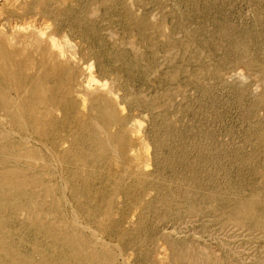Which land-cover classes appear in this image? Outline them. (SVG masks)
I'll list each match as a JSON object with an SVG mask.
<instances>
[{
	"label": "rangeland",
	"instance_id": "rangeland-1",
	"mask_svg": "<svg viewBox=\"0 0 264 264\" xmlns=\"http://www.w3.org/2000/svg\"><path fill=\"white\" fill-rule=\"evenodd\" d=\"M0 27V264H264V0H0Z\"/></svg>",
	"mask_w": 264,
	"mask_h": 264
},
{
	"label": "bare ground",
	"instance_id": "bare-ground-1",
	"mask_svg": "<svg viewBox=\"0 0 264 264\" xmlns=\"http://www.w3.org/2000/svg\"><path fill=\"white\" fill-rule=\"evenodd\" d=\"M41 2H42V1H41ZM22 11H23V10H22ZM16 19H17V18H16ZM33 21H34V20H33ZM25 22H26V21H25ZM36 23H37V22H36ZM36 23H35V24H36ZM6 26H7V25H6ZM29 26H30V25H29ZM1 27H2V26H1ZM1 27H0V28H1ZM30 28H31V26H30ZM35 29H36V28H35ZM1 30H2V29H1ZM43 30H45V29H43ZM43 30H42V29L39 30L40 35H38L37 29H36L37 35H36V34H35V35H36V36H42V38L44 39L45 37H43V36H44L43 33H45V32H44ZM10 31H11V30H10ZM23 31H24V30H23ZM26 31H27V30H26ZM5 32H6V31H5ZM12 32H13V31H12ZM14 32H15V31H14ZM28 32H29V31H28ZM31 32H32V30H31ZM34 32H35V31H34ZM29 33H30V32H29ZM29 33H26V34L28 35ZM32 33H33V32H32ZM32 33H31V34H32ZM26 34H23V35H26ZM45 34H46V33H45ZM1 35H2V34H1ZM1 35H0V37H1ZM33 35H34V34H32V35H30V36H33ZM2 36H3V35H2ZM6 36H7V37L10 36V34H9V35L7 34ZM6 36H5V37H6ZM11 36H13V35H11ZM11 36H10V39H9V40L12 41L13 39H11V38H12ZM14 36H15V35H14ZM14 36H13V38H14V39H17V38H15ZM24 37H25V36H24ZM24 37H23V38H24ZM26 37H27V36H26ZM18 38H20V37L18 36ZM31 38H32V37H31ZM37 38H38V37H37ZM46 38L49 39L50 43H52V45H49V43H48V45H49L48 47H49V48L52 47L53 45H54V46H53L54 48H55V47L58 48V47L61 46V44L63 43V42L61 43V42H60L61 40H60L59 43H61V44H58V40L55 39V37H53V36H50V37H47V36H46ZM46 38H45V39H46ZM2 39H3V38H2ZM6 39H7V38H6ZM28 39H29V37H28ZM32 39H33V38H32ZM34 39H36V38H34ZM4 40H5V39H4ZM4 40H2V42H3ZM7 40H8V39H7ZM17 40H19V39H17ZM23 40H24V39H23ZM29 40H30V39H29ZM56 40H57V41H56ZM66 40H67V39H66ZM0 41H1V40H0ZM26 41H27V40H25V42H26ZM31 41H32L35 45H39V47H41V45H42V44L40 45L41 39L36 40V41H35V40H31ZM46 41H47V40H46ZM2 42H0V43H2ZM5 42H6V41H5ZM13 42H14V41H13ZM15 42H16V40H15ZM15 42H14L13 44H15ZM17 42H18V41H17ZM22 42H23V41H22ZM47 42H48V41H47ZM64 42H65L66 45H67V42H66V41H64ZM3 43H4V42H3ZM9 43H10V42H9ZM20 43H21V41H20ZM28 43H29V42H26V44H28ZM65 43L62 44V45H65ZM11 44H12V43H11ZM11 44H10V46L12 47ZM18 44H19V43H18ZM7 45H8V44H6V46H7ZM19 45H21V44H19ZM16 46H17V45H16ZM22 46H23V45H22ZM26 46H27V45H26ZM29 46H31V43L28 45V47H29ZM32 46H33V44H32ZM44 46H45V45H44ZM46 46H47V45H46ZM46 46H45V47H46ZM67 46H68V45H67ZM11 47H10V48H11ZM33 47H34V46H33ZM35 47H36V46H35ZM37 47H38V46H37ZM37 47H36V49L38 50L39 47H38V48H37ZM53 47H52V48H53ZM5 48H6V47H5ZM7 48H8V47H7ZM7 48H6V49H7ZM18 48H19V47H18ZM49 48H48V49H49ZM59 48H63V46H61V47H59ZM11 49H12V48H11ZM11 49L9 50L10 52H11ZM19 49H20V48H19ZM19 49H18V50H19ZM36 49H35V50H36ZM39 49H40V48H39ZM55 49H56V48H55ZM55 49H54V50H55ZM4 50H5V49H4ZM18 50H17V51H18ZM22 50H23V49H22ZM24 50H27V49L25 48ZM46 50H47V48H46ZM61 50H62V51H61ZM61 50L59 49V53H63V54H64V52H65L66 49H65L64 51H63V49H61ZM6 51H7V50H5V52H6ZM12 51H13V49H12ZM19 51H20V50H19ZM28 51H29V50H28ZM38 51H39V50H38ZM14 52H15V51H14ZM50 52H51V51H50ZM5 54H6V53H5ZM12 54H13V53H12ZM12 54H11V55H12ZM14 54H15V53H14ZM30 54H31V53H30ZM47 54H49V53H47ZM51 54H52V52H51ZM54 54L57 55V52L54 53ZM56 55H52L51 58H54L53 56H56ZM16 56H17V55H16ZM23 56H24V55H23ZM46 56H47V55H46ZM46 56H45V57H46ZM50 56H51V55H50ZM59 56H61V55L59 54ZM48 57H49V56H48ZM61 57H62V56H61ZM43 58H44V56H43ZM51 58H50V59H51ZM244 58H245V57H244ZM38 59H39V58H38ZM10 60H11V58H10ZM26 60H27V59H26ZM39 60H40V59H39ZM48 60H49V59H48ZM48 60H46V61H48ZM51 60H52V59H51ZM11 61H12V60H11ZM16 61H17V60H16ZM23 62H24V61H23ZM5 63H6V61H5ZM44 63H45V61H44ZM44 63H43V64H44ZM48 63H49V62H48ZM57 63H58V62H57ZM57 63H56V64H57ZM12 64H13V63H12ZM58 64H59V63H58ZM58 64H57V65H58ZM64 64H65V63H64ZM69 64H70V63H69ZM10 65H11V64H10ZM28 65H29V64H28ZM50 65H52V64H50ZM50 65H48V66H50ZM12 67H14V66H12ZM29 67H30V66H29ZM88 67H90V66H88ZM47 68H48V67H47ZM66 68H67V67H66ZM90 68H91V67H90ZM42 69H43V68H42ZM49 70H51V69H49ZM51 71H52V70H51ZM58 71H59V70H58ZM34 73H35V72H34ZM51 73H52V72H51ZM30 74H31V73H30ZM40 76H41V75H40ZM90 77H91V76H90ZM90 77H89V80H90ZM34 78H35V77H34ZM43 81H44V80H43ZM45 82H46V81H45ZM87 82H88V81H87ZM90 82H92V78H91ZM99 82H100V81H99ZM99 82H98V83H99ZM47 83H48V82H47ZM84 84H85V83H84ZM86 84H87V83H86ZM89 84H90V83H89ZM89 84H88V85H89ZM99 84H100V86H103V85H104V82H103V85H102L101 82H100ZM105 84H106V83H105ZM52 85H53V84H52ZM44 86H45V85H44ZM86 86H87V85H86ZM104 86H105V85H104ZM72 88H73V87H72ZM45 89H46V88H45ZM89 90H90V88H89ZM101 90H102V89H101ZM101 90H100V91H101ZM104 90H105V89H104ZM107 91H108V90H107ZM60 92H61V91H60ZM95 92H96V91H95ZM97 92H99V91H97ZM102 93H103V92H102ZM104 93H105V92H104ZM104 93H103V94H104ZM54 94H55V93H54ZM90 94H91V93H90ZM96 94H97V93H96ZM107 95H108V94H107ZM113 95H114V94H113ZM37 96H38V95H37ZM109 96H111V95H109ZM52 97H53V96H52ZM112 97H113V96H112ZM114 98H115V97H114ZM65 100H66V99H65ZM16 108H17V107H16ZM115 116H116V115H115ZM76 134H77V133H76ZM127 134H129V133L127 132V133L124 134V135H127ZM103 136H104V135H103ZM110 141H111V139H110ZM143 145H144V144H143ZM140 148H141V147H140ZM114 149H115V148H114ZM113 154H114V153H113ZM114 155H115V154H114ZM127 158H128V157H127ZM135 159H136V158H135ZM134 161H135V160H134ZM69 165H70V164H69ZM135 165H136V163H135ZM140 167H141V166H140ZM140 167H139V168H140ZM143 168H144V167H143ZM127 242H128V241H127ZM127 244H128V243H127ZM199 247H200V246H199ZM200 249H201V248H200ZM201 252H202V251H201ZM204 254H205V253H204ZM174 255H175V254H174ZM212 256H213V255H212ZM174 257H175V256H174ZM203 257H204V256H203ZM216 257H217V256H216ZM209 258H210V257H209ZM209 258H208V259H209ZM211 258H213V257H211ZM159 260H160V259H159ZM159 260H158V261H159ZM171 261H172V260H171ZM212 261H213V260H212ZM175 263H176V262H175ZM179 263H181V261H180ZM183 263H184V262H183ZM210 263H211V262H210ZM217 263H218V262H217ZM161 264H162V263H161ZM170 264H171V263H170ZM214 264H215V263H214ZM223 264H224V263H223Z\"/></svg>",
	"mask_w": 264,
	"mask_h": 264
}]
</instances>
